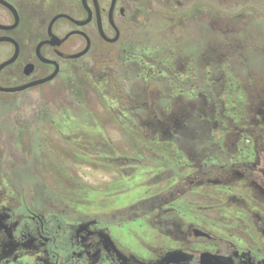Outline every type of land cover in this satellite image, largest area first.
Returning a JSON list of instances; mask_svg holds the SVG:
<instances>
[{
	"label": "flooded vegetation",
	"instance_id": "obj_1",
	"mask_svg": "<svg viewBox=\"0 0 264 264\" xmlns=\"http://www.w3.org/2000/svg\"><path fill=\"white\" fill-rule=\"evenodd\" d=\"M3 1L17 11L16 26ZM57 16L53 34L73 33L60 45L45 43L41 54L58 62L59 73L23 90L0 89V264H264V60L256 59L264 54V0H0V39L20 47L0 71L2 88L54 72L36 48L51 39ZM3 43L12 49L7 57ZM14 51L0 40V64ZM80 70L98 75L112 97L117 119L101 123L127 130L116 138L106 131L110 140L97 142L109 148L87 158L97 164L87 173L113 177L89 190L110 193L103 201V191H94L96 200L69 209L45 182L39 121L23 119V108L30 105L37 118L40 88L67 83ZM60 114L66 120L52 127L77 125L69 107ZM23 133H30L31 156L22 152ZM119 143L143 147L130 148L137 157L119 155ZM152 143L162 144L158 160ZM119 160L128 169L100 168ZM132 184L146 189L136 201L108 200Z\"/></svg>",
	"mask_w": 264,
	"mask_h": 264
},
{
	"label": "rangeland",
	"instance_id": "obj_2",
	"mask_svg": "<svg viewBox=\"0 0 264 264\" xmlns=\"http://www.w3.org/2000/svg\"><path fill=\"white\" fill-rule=\"evenodd\" d=\"M258 23L259 27L262 29L261 35L258 37V39L264 47V20L262 19L258 21ZM26 24L28 25L29 22ZM30 44L31 42L28 44L25 43V49H30ZM3 46L7 47L5 56L7 57L11 53L12 49H9V43H3ZM256 59L258 61L264 60V54L258 56ZM64 69L66 71L67 67ZM98 79L99 76L95 73H86L85 70L74 71L71 81L64 84H62V82L54 83L50 88L47 87L48 85L40 88L43 89L44 92L40 91L38 95L39 108L37 118H34V112H31L30 105L23 108V119L27 121L38 119L39 121L38 136L40 137L41 142L39 147V168L48 170L45 171V173L48 174L45 177V182L51 185L53 188L55 187L59 190L58 192L61 194V196L69 202V209H80L81 206L77 205V203L81 199H85V201L90 202L89 200L91 198L94 199V191H103V201L106 194L110 193L105 189H101L100 185L92 189L94 191L89 190V186L99 183L98 180L105 183L109 182V179L113 177L105 171L101 176L87 173V171H89L86 169L87 167L94 168L97 164H88L86 162L88 159L94 160L98 156L97 151L109 148L108 145L101 144L97 141L105 142L110 140L109 134L113 135L115 138L116 134L120 136L125 135V130H127L126 128L123 129L120 127L107 128V124L105 122L101 123V120L109 121L112 119H117V116L116 112L114 110L112 111L111 107L109 108V105L112 104V97L104 95L102 86L100 85ZM23 95L28 96L30 93L27 92ZM12 97H14V95L2 96L3 99H11ZM67 107L70 108L72 114H76L77 117L70 121H76L77 125L75 127H71L72 124L69 123L70 127H63L61 125L55 124L56 126L52 127L51 123L54 119H59L62 121L66 120L60 113H62V110L64 111ZM97 121H99V123H97ZM101 125H105V128H102ZM23 130H25V128ZM106 131H108L109 134H105ZM24 135L25 134L23 133V136ZM69 136L80 137V140H78L77 143H74L73 141L68 144L53 143V141H57V138L59 137H65L66 139ZM29 141L30 133L23 137L22 152L31 156V145ZM89 141H91L93 144ZM119 141H122V139H119ZM158 144H151L152 149L150 150V155L153 160H158L159 158L158 154L155 153L163 152V149L160 148ZM131 147H136L138 150H141L139 148L143 147V145L141 143L131 145L119 143V155H134L137 157V149L135 151V149H130ZM79 151L88 152L90 155H92L91 157H85L82 155L78 156L77 153ZM56 152L59 154L62 153V155L65 157V160H57ZM110 160V158H104L103 162L110 164ZM54 162H58V165L61 167H67L70 173L64 176L55 172L53 170L55 168L53 167L57 164H53ZM120 162L121 161L119 160L117 165L114 162L110 167L100 166V168L103 167L105 170L107 169L109 172H111L112 168L114 167L118 169L125 167L122 166ZM125 169L128 168L125 167ZM111 173L116 174L117 171H112ZM130 182L133 183V180ZM133 184L129 185L126 190H119L117 193L109 196L108 200L112 198L117 202L116 204L118 205H127L136 201L143 195L146 189L144 186H133ZM90 208L92 211H96L97 209L94 204H91Z\"/></svg>",
	"mask_w": 264,
	"mask_h": 264
},
{
	"label": "water",
	"instance_id": "obj_3",
	"mask_svg": "<svg viewBox=\"0 0 264 264\" xmlns=\"http://www.w3.org/2000/svg\"><path fill=\"white\" fill-rule=\"evenodd\" d=\"M3 2L15 12L16 22H15L14 26H16V25L18 24V22H19V15H18L17 11H16L15 8H14L11 4H9L8 2H6V1H3ZM58 17H59V16L55 17V18L52 20V22H51V24H50V27H49V29H50V37H51V39L48 40V41L40 42V43L37 45V48H36L38 56H39L43 61H45V62H49V63H54V64L56 65V68H55L54 72H53L50 76H48V77H46L45 79H42V80H38V81H35V82H32V83H29V84H26V85H22V86H18V87H12V88H2V87L0 86V89H2V90H6V91H18V90H23V89L28 88V87H30V86H32V85H35V84H41V83H43V82H46V81H48V80H51V79H53V78L59 73L60 65L58 64V62L53 61V60H50V59H47V58H45V57L41 54V48H42V46H43L45 43L48 42V43H51L52 45H60L62 42H64V41H65V40H66V39H67V38L73 33V32H72V33L67 34L64 38H59L57 35L53 34V32H52V25H53L54 21H55ZM2 27H3V28H6V29L10 28V26H2ZM0 40L11 41V42H13V43L15 44V51H14V54L12 55V57H10L9 59L5 60L4 62H2V63L0 64V71H1L4 67H6L7 65H9V64H11V63H13V62L16 61V59H17L18 56H19L20 47H19L18 42H17L15 39H13V38H10V37H3V38H1ZM88 48H89V47H87L82 53L78 54L77 56H80V55L86 53L87 50H88ZM32 68H33V64H27L26 67H25V71H26L27 73H29V72L32 70Z\"/></svg>",
	"mask_w": 264,
	"mask_h": 264
}]
</instances>
